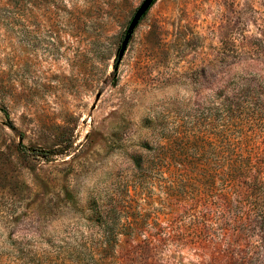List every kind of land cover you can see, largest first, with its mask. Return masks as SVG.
<instances>
[{
  "label": "rangeland",
  "instance_id": "rangeland-1",
  "mask_svg": "<svg viewBox=\"0 0 264 264\" xmlns=\"http://www.w3.org/2000/svg\"><path fill=\"white\" fill-rule=\"evenodd\" d=\"M141 2L0 0V264H264L263 192L164 189L171 138L264 136V0H154L118 60Z\"/></svg>",
  "mask_w": 264,
  "mask_h": 264
},
{
  "label": "trees",
  "instance_id": "trees-1",
  "mask_svg": "<svg viewBox=\"0 0 264 264\" xmlns=\"http://www.w3.org/2000/svg\"><path fill=\"white\" fill-rule=\"evenodd\" d=\"M211 133L217 141L211 147L213 161L202 158L206 149L199 132L182 142L173 137L164 146L171 170V179L164 188L169 197L196 200L201 195L218 192L224 198L233 195L242 199L256 191L264 193V136L257 130H212ZM164 157L163 154L160 159ZM260 219L257 222L264 226V214ZM109 233L102 234L103 244L109 242Z\"/></svg>",
  "mask_w": 264,
  "mask_h": 264
},
{
  "label": "water",
  "instance_id": "water-1",
  "mask_svg": "<svg viewBox=\"0 0 264 264\" xmlns=\"http://www.w3.org/2000/svg\"><path fill=\"white\" fill-rule=\"evenodd\" d=\"M154 0H142V2L139 4V6L136 8L134 14L132 15L131 19L129 20V23L125 29V34L123 36L122 42L120 44L118 53H117V59L119 60L127 46V42L131 36V33L135 26L137 25L139 19L141 16L145 13V11L149 8V6L153 3Z\"/></svg>",
  "mask_w": 264,
  "mask_h": 264
}]
</instances>
